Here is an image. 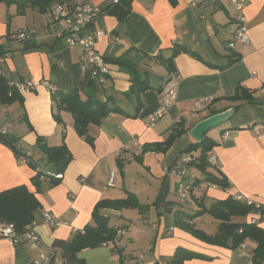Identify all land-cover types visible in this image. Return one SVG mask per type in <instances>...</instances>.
<instances>
[{
	"label": "crops",
	"instance_id": "1",
	"mask_svg": "<svg viewBox=\"0 0 264 264\" xmlns=\"http://www.w3.org/2000/svg\"><path fill=\"white\" fill-rule=\"evenodd\" d=\"M0 1L12 8L17 20L12 25L7 18V22L0 19V43L9 32L37 29V38L29 44L32 47L26 49V42L11 44V55L2 67L4 79L29 78L47 81L52 87L39 84L10 103L0 100V125L10 123L7 137L15 140L16 148L30 153L34 165L0 139V191L24 185L40 204L33 219L38 221L40 245L31 248L0 238V264H30L40 252L50 254L55 242L72 241L78 232L95 227L97 222L116 232L111 239L75 250L82 264H170L177 249L183 251L182 264H252L253 240L246 238L233 245L229 238L224 246L209 243L177 225L176 217L182 212L192 229L214 236L220 220L208 210L217 200L233 197L257 203L264 210V137L249 130L252 124L264 125V0H246L243 13L250 39L246 46L235 41L236 12L230 0H117V8L108 6L86 28L97 31L95 49L111 71L102 83L81 73L78 50L68 47L59 36L62 22L48 16L60 1L50 3L42 12L28 3ZM63 1H94L101 6L109 2ZM175 47L181 49L168 69L160 57H170ZM4 49L0 45V52ZM120 56H126L140 79L146 80L148 88L139 97L131 92L129 74L109 61ZM171 73L180 75L176 103L165 116L150 123L159 106L160 89ZM238 87L245 88L253 101L229 100ZM71 89H77L83 100L108 101L121 111L88 124L86 134L81 135L71 112L57 109L52 97L54 91ZM199 97L212 100L195 110L193 101ZM238 104L224 123L206 133L215 142L211 153L217 159V165H208L207 171L224 177L228 186L197 182L205 178L191 165L199 151L184 152L195 142L190 130L198 121ZM171 132L179 134L170 146L165 151L155 149ZM224 132H229V137H223ZM133 138L143 147L142 153H135ZM41 143L46 148L64 145L69 155L64 170L56 173L61 177L55 184L44 176L39 185L33 182L38 171L53 173L46 149L39 148ZM185 153L194 157L187 173L183 177L171 174L175 159ZM110 171L115 172L114 186L107 185ZM204 183L209 185L201 186ZM180 184L184 185V198L178 196ZM129 193L141 208L110 204L126 199ZM40 210L67 222L49 228L42 222ZM94 212L100 220L94 218ZM230 219L256 223L264 230V215L256 210ZM56 247L60 251L49 264H65L62 249Z\"/></svg>",
	"mask_w": 264,
	"mask_h": 264
},
{
	"label": "trees",
	"instance_id": "2",
	"mask_svg": "<svg viewBox=\"0 0 264 264\" xmlns=\"http://www.w3.org/2000/svg\"><path fill=\"white\" fill-rule=\"evenodd\" d=\"M7 4L18 2L21 4H30L32 6H37L40 11H45L46 7L54 1L63 0H5ZM117 8V3L113 4ZM126 11V10H125ZM124 11V12H125ZM25 48L32 47L31 42H26ZM181 48L173 49V55L168 58L160 57L161 62L169 69L172 62V57L175 56V52L179 51ZM110 62L117 64L119 68L129 74L130 80L132 82L131 92H134L135 97H139V94L148 88L146 80H142L139 77L138 71L135 65L126 57L120 56L114 59H110ZM230 63V62H229ZM226 64L225 66H227ZM223 66V68L225 67ZM53 99L56 101L57 109L60 107L71 112L74 127L79 134H86L87 125L90 123L96 124L101 121V119L107 115L109 112H120L121 109L117 105L110 106L108 101H99L91 97L85 100L81 99L77 89H71L69 91H54L52 94ZM19 93L13 91L8 93V87L6 85V80L3 78L0 85V100L2 103H10L15 99H19ZM231 101L243 100V101H253L251 94L243 87H238L235 93L228 98ZM141 105L140 100L136 104V110L139 109ZM238 105L234 106L236 109ZM57 120H60L57 115ZM179 132H171L165 141L156 144L155 149L165 151L170 144L173 142L175 137ZM0 139L5 141L16 154H19L18 149L15 145V140L7 137V135H0ZM215 142L212 138L204 134L199 142H194L184 149V152L189 151H199V155L196 161L191 162V165L201 171L205 178L203 180L198 179L197 182L207 181L211 184L220 186L221 188H226L228 186L227 180L224 177L216 176L211 172L207 171L208 163L207 156ZM48 158L53 165V173H61L69 159L66 148L64 145L47 147L46 151ZM28 164L34 167L33 163L28 160ZM43 174L38 171L32 178L36 185H39L41 176L47 177V181L51 184L57 183L58 179L54 177V174ZM100 205L106 204V202H100ZM117 208L137 206L141 208L133 194L129 193L126 199H119L110 203ZM39 201L35 197L34 193L29 191L24 185L15 186L3 191H0V220L6 222H12L15 229L21 231L28 223L34 219V213L39 207ZM99 205H97L98 207ZM256 210L253 204H248L246 202L236 200L233 197H227L223 200H217L209 208V212L218 220L220 224L218 227V232L214 236H209L200 230L192 229L183 217V213H179L176 217V224L185 228L186 230L193 233L199 239L214 243L218 245H226L229 238L232 239L233 245H237L244 239L248 238L256 243V246L252 250V264H264V230L259 227L256 223L249 222H232L231 216L245 215L250 211ZM197 215V214H196ZM94 218L100 220V217L94 212ZM116 230L114 228L108 227L105 223H98L95 227L85 228L84 232H78L76 237L72 241L64 242L58 241L53 244L54 247L59 246L65 257V264H82V262L77 259L74 255V251L80 248L94 246L98 243L111 239ZM182 249H177L175 255L170 259V264H182ZM189 256H198L197 254L190 253Z\"/></svg>",
	"mask_w": 264,
	"mask_h": 264
},
{
	"label": "built area",
	"instance_id": "3",
	"mask_svg": "<svg viewBox=\"0 0 264 264\" xmlns=\"http://www.w3.org/2000/svg\"><path fill=\"white\" fill-rule=\"evenodd\" d=\"M234 6L235 15V41L242 45H249L250 39L246 33V24L244 17V6L246 0H230ZM117 0H109L105 6H101L94 1H87L81 4H73L69 1H62L54 4L48 11V16L57 21L62 22L63 29L59 32V36L62 37L65 44L70 48H76L79 52V68L83 75L89 77L92 80H96L100 83L105 81V77L111 73L108 64L105 62L102 55H100L95 49V41L97 37V31L86 30L90 23L95 19L97 15L103 13L108 6L116 4ZM37 38V29H19L9 32L3 37L0 45L5 46V49L0 52V85L1 80L4 78L3 64L6 59L11 55L10 46L17 42H32ZM232 47L233 44L231 43ZM180 83V75L178 73H171L164 81L160 89L159 106L152 113L149 118L150 123H154L168 113V109L176 103L177 100V88ZM44 84L48 88H52L47 81H33L29 78H22L17 81L7 80L6 85L8 87V93L16 91L18 93L32 91L37 85ZM212 100L211 97H199L193 101L195 110H200L202 107ZM10 128L9 122H4L0 125V135H7ZM249 130L254 136L264 137V125L252 124ZM229 132H224L223 137H229ZM131 143L135 144V153L140 154L143 151V147L137 144L136 138L131 140ZM18 149V148H17ZM17 156L22 157L25 161L30 159V153L28 151L19 150ZM193 154L185 153L175 159L170 173L173 175L183 177L188 170V165L193 161ZM208 165L214 167L217 165V159L211 151L207 156ZM55 178L61 177V174H54ZM115 172L110 171L108 175V186H114ZM209 183H204L201 186L205 187ZM178 196L184 198V185L180 184L178 188ZM246 202V201H245ZM253 204L256 211L264 215V210L261 205L252 202H246ZM40 218L44 224L49 228L57 227L61 224H65L67 221L63 218L54 215L47 210H40ZM38 221L32 220L22 231H17L12 222L0 221V238L6 239L13 244H27L31 248H37L40 245V238L36 231V225ZM60 249L53 247L50 254L40 252L30 264H49L56 252Z\"/></svg>",
	"mask_w": 264,
	"mask_h": 264
},
{
	"label": "water",
	"instance_id": "4",
	"mask_svg": "<svg viewBox=\"0 0 264 264\" xmlns=\"http://www.w3.org/2000/svg\"><path fill=\"white\" fill-rule=\"evenodd\" d=\"M234 111V107H231L198 121L190 130V135L193 137L195 142H199L204 134H206L210 129L217 127L221 123H224ZM39 148L45 150L46 144L41 143Z\"/></svg>",
	"mask_w": 264,
	"mask_h": 264
},
{
	"label": "rangeland",
	"instance_id": "5",
	"mask_svg": "<svg viewBox=\"0 0 264 264\" xmlns=\"http://www.w3.org/2000/svg\"><path fill=\"white\" fill-rule=\"evenodd\" d=\"M80 1H82V0H80ZM34 7H36V6H34ZM37 9H39V8H37ZM38 11H40V10H38ZM40 12H42V11H40ZM11 14H12V19H11ZM16 14L21 15V14H18L17 12H16ZM6 18L9 20L10 23L12 22V25L16 24V21H17L16 15L14 14L12 8H10V7L7 8L6 4L3 1H0V19L4 22L5 21L7 22ZM216 134H218V132ZM191 176L192 175L190 174V177Z\"/></svg>",
	"mask_w": 264,
	"mask_h": 264
}]
</instances>
